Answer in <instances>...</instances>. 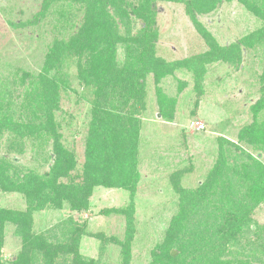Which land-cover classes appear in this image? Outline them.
<instances>
[{
  "label": "rangeland",
  "instance_id": "1",
  "mask_svg": "<svg viewBox=\"0 0 264 264\" xmlns=\"http://www.w3.org/2000/svg\"><path fill=\"white\" fill-rule=\"evenodd\" d=\"M138 1L124 0L123 8L131 12L129 3ZM191 1L153 0L149 25L132 13L123 19L112 6L107 8L109 21L115 25L117 59L124 61L145 44V58L152 55L164 60L170 71L156 83L153 71L140 67L143 73L138 81L144 86L136 152L139 178L133 190L94 186L81 209H71L66 201L57 206L47 202L29 216L33 233L53 229L59 235L58 224L68 217L77 220L81 227L77 251L93 260L88 264H168L156 254H160L170 219L178 210L179 196L198 188L220 155L232 176L229 186L224 185L229 201L252 205L248 189L264 168V108L252 113L254 104L264 97V0H213L210 10H194L192 14ZM249 6L258 8L260 14ZM87 10L86 5L71 0H0V94H12V121L24 122L30 116L18 106L25 102V91L40 83L31 82L32 76L37 78L43 71L53 40L63 39L65 46L75 36ZM233 44L238 50L227 54ZM69 59L61 69L67 78L66 89L59 91L58 108L53 112L61 145L74 154L76 164L71 174L79 182L84 176L85 138L97 91L93 83L81 79L73 59ZM22 73L30 77L22 84L13 83ZM159 95L169 107L172 103L170 119L161 116ZM110 97L114 104L122 105V91L117 94L110 89ZM248 127L251 129L245 132ZM2 128L0 156L21 168L20 176L26 170L39 175L49 172L51 139L24 136L22 152L18 153L8 147L12 132ZM62 181L68 182L65 178ZM220 200L214 194L204 200L202 219L208 226L221 227L226 208ZM0 206L24 210L28 203L21 193L0 190ZM252 211L255 225L264 228V195ZM256 227H244L242 238L225 247L220 260L249 254L250 259L262 264L264 234L256 239ZM17 230L14 223L6 222L0 232L2 264H15L13 258L21 251ZM205 254L185 251L170 263L210 264ZM54 256V264H61L59 252Z\"/></svg>",
  "mask_w": 264,
  "mask_h": 264
},
{
  "label": "trees",
  "instance_id": "2",
  "mask_svg": "<svg viewBox=\"0 0 264 264\" xmlns=\"http://www.w3.org/2000/svg\"><path fill=\"white\" fill-rule=\"evenodd\" d=\"M71 1L74 4L86 5L87 17L65 46L63 42L66 41L63 39L59 42L52 41L43 71L37 78L32 76L31 80V82H40L41 86L39 83L32 91H25V102L19 103L18 106L26 110L30 116L24 118V122L12 121L15 113L12 109V94H0V130L3 129L2 127L9 129L12 132L10 142L16 145L13 147L10 144L9 148L12 147L18 153L22 152L24 136L32 139H51L52 143L50 152H47V157H52V165L49 172L41 175L35 174L33 170H26V173L20 176L21 168L13 165L4 156H0V190L21 193L28 203V207L24 210L0 206V232L4 224L10 222L17 226V232L21 236V251L13 258L15 264H54V258L57 257L54 255L58 252L62 258L61 264H69V261L71 264H75V261H79L77 264H88L93 261L78 255L77 242L81 227L73 217H68L63 224L57 225L56 230L60 231L57 235L53 229H47L44 233L31 232L29 216L32 211L40 209L47 202L57 206L66 201L70 202L71 209H81L94 186H119L133 190L139 178L136 171V152L139 111L143 107L144 86L138 81L139 75L143 73L140 72V67L145 71L152 70L156 83L170 71L164 60L152 55L145 58L148 48L145 44L137 53L128 54L122 62L115 54V25L109 21L111 14L107 9L108 6H112L115 14L123 19L132 13L135 18L149 25L153 0H139L137 4L130 2L131 12L123 8L124 0ZM213 5V0H192L189 11L191 14L194 10L206 12ZM249 9L257 15L260 14L258 8L256 10L249 6ZM65 48L69 49V53L67 49L64 50ZM233 49L238 50L236 44L227 48V54ZM221 53L223 54L224 51L222 50ZM222 56L224 57V54ZM69 58L73 59L81 79L87 84L93 83L97 91L85 138L84 176L79 182H76L71 174L76 164L74 154L61 145L59 124L53 112L58 108L59 91L66 89L67 78L63 77L65 73L61 69ZM29 77L30 74L22 73L13 79V83L15 81L17 84H22ZM110 89L116 90L117 94L123 92L122 105L110 101ZM160 93V88L157 87V94ZM157 99L161 116L170 119L172 103L169 107L161 95ZM261 108H264V97L257 100L252 107V113H256ZM7 116L9 118H6ZM249 129L251 127L244 131ZM244 131L242 129V132ZM214 164L211 174L198 188L187 190L183 194L184 198L182 195L179 196L178 210L171 217L166 229V237L159 246L158 250L161 252L156 254L164 259V262L168 261V264L185 251L206 252L204 258H208L210 264H258L250 259L249 254L245 258L223 261L220 260V256L225 247L231 243L235 244L242 238L244 227L249 230L252 226H257L254 234L256 239L264 234V228L255 225L251 218L254 203L257 204L264 195V168L253 182L254 187L248 189L247 197L253 199L252 205H246L229 201L230 195L224 189V185L229 186L232 176L227 171L226 159L220 155ZM63 178L68 182H63ZM212 194L219 195L221 199L219 204L226 208L222 215L221 227L218 224L215 227H211L212 224L208 226V222L205 223L202 219L205 216L203 209L206 210L203 207L204 200L206 202V198ZM198 207L202 209H197ZM51 240H54V243ZM174 244L176 246L172 248ZM216 250L219 252L214 254ZM208 251L212 255H207ZM1 262L2 260L0 264Z\"/></svg>",
  "mask_w": 264,
  "mask_h": 264
},
{
  "label": "built area",
  "instance_id": "3",
  "mask_svg": "<svg viewBox=\"0 0 264 264\" xmlns=\"http://www.w3.org/2000/svg\"><path fill=\"white\" fill-rule=\"evenodd\" d=\"M201 127V126H200Z\"/></svg>",
  "mask_w": 264,
  "mask_h": 264
}]
</instances>
